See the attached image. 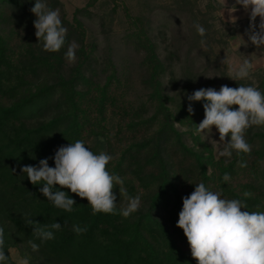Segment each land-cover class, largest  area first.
<instances>
[{"label":"trees","instance_id":"16d2710c","mask_svg":"<svg viewBox=\"0 0 264 264\" xmlns=\"http://www.w3.org/2000/svg\"><path fill=\"white\" fill-rule=\"evenodd\" d=\"M97 1L89 0L70 20L62 0H46L51 9H59L68 30L65 46L52 53L35 36L36 17L30 11L35 0H0V227L6 264H17L9 253L13 247L28 264H198L177 227L183 198L203 182L222 198L244 202L247 209L242 211H264V127L248 129L250 154L217 157L195 132L204 118V101L191 102L194 113H189L187 96L200 88L219 91L222 85L215 80L200 83L202 77L186 68L177 76L173 63L180 59L179 50L168 44L162 55L150 18L134 15L122 2L129 22L124 38L142 55L137 65L141 91L136 92L134 73L120 70L111 57L100 59L99 45L80 18ZM159 31L164 36L162 26ZM194 36L203 38L197 31ZM73 41L78 47L70 64L64 53ZM239 84L264 92V67L228 86ZM77 139L97 154L113 156L108 170L124 179L130 196L141 198L136 213L127 219L93 215L86 198L62 189L76 201L73 211L66 212L43 196L42 184L33 185L21 171L44 158L54 167L56 150ZM241 159L247 167L239 166ZM225 173L231 176L228 182ZM113 191L119 209L125 202L118 186ZM245 191L252 196L245 198ZM24 214L41 224L60 223L62 229L41 243ZM74 224L87 226V231L77 235ZM29 240L40 245L38 251Z\"/></svg>","mask_w":264,"mask_h":264},{"label":"clouds","instance_id":"9594fccd","mask_svg":"<svg viewBox=\"0 0 264 264\" xmlns=\"http://www.w3.org/2000/svg\"><path fill=\"white\" fill-rule=\"evenodd\" d=\"M237 5L249 14V26L245 30L248 40L257 48L264 47V0H235L228 9L233 24L237 17L231 14L237 11ZM30 11L36 17L33 21L35 36L42 43L43 50L59 52L65 46L68 31L62 24L59 9H51L46 0H35ZM257 17L260 18L258 25ZM194 27L201 37L206 35L201 24L195 23ZM200 43L206 47L205 40ZM77 47L73 41L64 53L70 64L75 63ZM252 68L250 60L244 59L237 68L231 69L228 77L235 81L247 79ZM187 99L189 113H194L191 102L204 101V119L196 125L195 132L210 134L215 127L219 143L223 145L218 154L220 157L230 159L233 153L237 157L251 153L252 146L246 140V133L253 126L264 127V92L251 85L239 84L235 88L222 85L219 91L211 87L200 88ZM53 159L54 167H50L48 158H44L38 166L25 165L21 171L33 185H43L39 191L56 208L73 211L76 201L62 190L69 189L81 199H87L93 215L119 214L127 219L139 210L140 196H130L124 179L108 170L113 156L104 151L97 154L86 146L85 141L77 139L67 146H60ZM238 163L241 168L247 167L242 159ZM223 180L230 181V174L225 173ZM117 186L119 196L125 202L119 209L113 191ZM243 196L248 198L252 193L245 191ZM242 209H247L244 202L222 198L220 191L210 190L203 182L196 184L194 191L183 198L177 227L183 230L191 255L198 264H264V211ZM24 222L32 227L33 237L41 243L53 240L55 232L62 229L60 223L41 224L30 218V214H24ZM72 230L81 235L87 231V226L74 224ZM4 235V228L0 227V264H6L8 260ZM28 243L33 251L39 250L40 245L34 240ZM22 264H28V258Z\"/></svg>","mask_w":264,"mask_h":264},{"label":"rangeland","instance_id":"374dc122","mask_svg":"<svg viewBox=\"0 0 264 264\" xmlns=\"http://www.w3.org/2000/svg\"><path fill=\"white\" fill-rule=\"evenodd\" d=\"M62 2L66 15L71 20L75 11L87 6L89 0ZM122 2L134 15L150 18L152 33L162 55L166 54L168 44H173L172 50H179L180 59L173 63V72L179 77L186 68L190 72L196 71L198 78L202 77L200 83L215 80L217 84L228 85L232 80L228 77L231 69L237 68L244 59L253 64L250 76L264 67V47L257 48L248 40L245 30L249 26V14L242 6L237 5V11L231 14L237 17L236 23L230 22L228 9L235 0H226V4L225 0H116L115 3L112 0H98L94 6L82 12L80 18L87 27L89 38L99 45L100 59L111 57L120 70L134 73L133 87L136 92L141 91L137 65L142 55L135 54L132 45L124 38L129 22L122 10ZM116 4L119 6L113 12ZM193 13L198 15L197 20L193 19ZM259 20L257 17V25ZM195 23L207 30L203 38L194 36ZM161 26L164 36L159 31ZM202 39L205 40L206 47L201 46ZM199 46L202 50H199ZM187 53L190 55L187 56ZM225 59L226 62L223 63ZM167 76L169 75L164 77L165 83ZM203 119H199L198 125ZM199 134L218 157L223 145L219 143V133L215 127L210 134ZM9 253L13 261L22 264L24 258L16 248H10Z\"/></svg>","mask_w":264,"mask_h":264}]
</instances>
